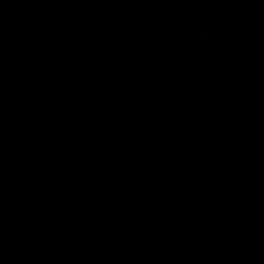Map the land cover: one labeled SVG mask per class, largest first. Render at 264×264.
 I'll return each mask as SVG.
<instances>
[{"label":"water","instance_id":"1","mask_svg":"<svg viewBox=\"0 0 264 264\" xmlns=\"http://www.w3.org/2000/svg\"><path fill=\"white\" fill-rule=\"evenodd\" d=\"M0 264H264V0H0Z\"/></svg>","mask_w":264,"mask_h":264}]
</instances>
